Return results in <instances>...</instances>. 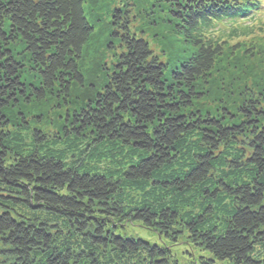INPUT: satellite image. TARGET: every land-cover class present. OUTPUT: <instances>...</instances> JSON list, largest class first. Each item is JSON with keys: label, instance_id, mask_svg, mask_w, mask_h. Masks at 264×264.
<instances>
[{"label": "trees", "instance_id": "trees-1", "mask_svg": "<svg viewBox=\"0 0 264 264\" xmlns=\"http://www.w3.org/2000/svg\"><path fill=\"white\" fill-rule=\"evenodd\" d=\"M86 7L0 0V264H264V100L252 94L239 117L193 109L262 0H161L190 52L168 65L126 21L113 71L62 134L10 124L11 106L86 85ZM136 223L168 243L128 235ZM183 239L206 254L181 262Z\"/></svg>", "mask_w": 264, "mask_h": 264}, {"label": "rangeland", "instance_id": "rangeland-1", "mask_svg": "<svg viewBox=\"0 0 264 264\" xmlns=\"http://www.w3.org/2000/svg\"><path fill=\"white\" fill-rule=\"evenodd\" d=\"M160 2L161 0H87L89 17L96 19L98 23L95 22V33L85 50L82 63L86 85L77 87L73 99L69 101L49 95L43 101L19 102L7 110L8 122L16 124L24 117L32 127H40L47 133L62 134L73 110L84 105L95 88L102 86L113 71L123 48L114 39L112 31L114 28L119 31L120 26L127 22L130 29L142 35L151 49L168 65H171L169 60L172 61L179 54L190 52L191 46L171 25L166 13L161 11ZM262 3L263 8L256 15L259 22L254 34L230 40L224 46V53L218 58L211 78L201 84L203 97L195 101V111L221 117L228 110L239 117L241 105L252 94L264 100V0ZM113 8L118 9V15L122 16V19L117 18L116 26L112 25ZM127 232L128 235L152 243H168L155 232L137 223L130 225ZM171 248L174 256L183 263H189L195 256L198 258L205 253L185 239ZM217 264L228 263L218 261Z\"/></svg>", "mask_w": 264, "mask_h": 264}]
</instances>
